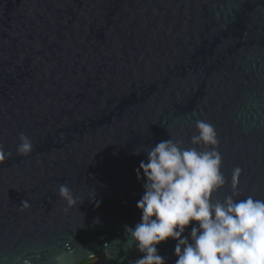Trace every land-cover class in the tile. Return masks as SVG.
Here are the masks:
<instances>
[{
  "label": "water",
  "instance_id": "water-1",
  "mask_svg": "<svg viewBox=\"0 0 264 264\" xmlns=\"http://www.w3.org/2000/svg\"><path fill=\"white\" fill-rule=\"evenodd\" d=\"M197 120L219 141L214 199L238 167V198L264 200V0H0V264H133L135 170L162 140L193 147Z\"/></svg>",
  "mask_w": 264,
  "mask_h": 264
},
{
  "label": "clouds",
  "instance_id": "clouds-1",
  "mask_svg": "<svg viewBox=\"0 0 264 264\" xmlns=\"http://www.w3.org/2000/svg\"><path fill=\"white\" fill-rule=\"evenodd\" d=\"M195 126L193 147L169 138L143 151L146 160L135 170L144 189L136 203L140 221L124 226L127 240L142 253L133 264H166L157 246L169 238L175 241V264H264V200L238 198V167L232 173V193L214 199L226 184L222 156L214 147L219 141L210 123L197 120ZM19 140L17 154L28 155L30 139L21 133ZM140 154L133 150V155ZM4 158L0 146V161ZM58 192L68 207L77 203L67 184Z\"/></svg>",
  "mask_w": 264,
  "mask_h": 264
},
{
  "label": "flooded vegetation",
  "instance_id": "flooded-vegetation-1",
  "mask_svg": "<svg viewBox=\"0 0 264 264\" xmlns=\"http://www.w3.org/2000/svg\"><path fill=\"white\" fill-rule=\"evenodd\" d=\"M100 256H94L85 260H88L89 264L93 263L94 261L98 260ZM83 261V260H82Z\"/></svg>",
  "mask_w": 264,
  "mask_h": 264
},
{
  "label": "trees",
  "instance_id": "trees-1",
  "mask_svg": "<svg viewBox=\"0 0 264 264\" xmlns=\"http://www.w3.org/2000/svg\"><path fill=\"white\" fill-rule=\"evenodd\" d=\"M78 264H89L88 260H83L81 262H79Z\"/></svg>",
  "mask_w": 264,
  "mask_h": 264
}]
</instances>
